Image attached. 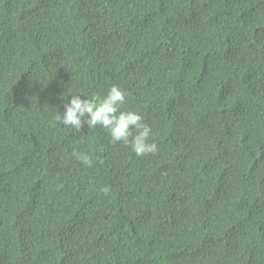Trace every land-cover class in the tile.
<instances>
[{"label":"trees","instance_id":"1","mask_svg":"<svg viewBox=\"0 0 264 264\" xmlns=\"http://www.w3.org/2000/svg\"><path fill=\"white\" fill-rule=\"evenodd\" d=\"M112 85L155 154L56 119ZM0 264H264V0H0Z\"/></svg>","mask_w":264,"mask_h":264},{"label":"clouds","instance_id":"2","mask_svg":"<svg viewBox=\"0 0 264 264\" xmlns=\"http://www.w3.org/2000/svg\"><path fill=\"white\" fill-rule=\"evenodd\" d=\"M85 98H81V97ZM63 104L64 112H58L56 119L65 127L81 130L84 125L89 129L100 126L108 130L113 144L123 142L131 146L136 156L155 154L158 145L155 141L149 143L152 129L142 115L135 110H121L126 102V93L117 85H112L107 95L93 96L91 99L84 95L72 94ZM131 138V139H130ZM82 163L91 166L89 155L73 152Z\"/></svg>","mask_w":264,"mask_h":264}]
</instances>
